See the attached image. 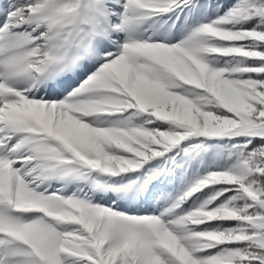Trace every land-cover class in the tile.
<instances>
[{
	"label": "snow or ice",
	"instance_id": "6c2138e0",
	"mask_svg": "<svg viewBox=\"0 0 264 264\" xmlns=\"http://www.w3.org/2000/svg\"><path fill=\"white\" fill-rule=\"evenodd\" d=\"M0 264H264V0H0Z\"/></svg>",
	"mask_w": 264,
	"mask_h": 264
}]
</instances>
